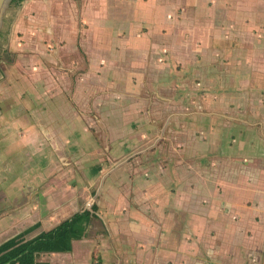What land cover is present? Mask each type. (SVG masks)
Masks as SVG:
<instances>
[{"label":"crops","instance_id":"0c3cea01","mask_svg":"<svg viewBox=\"0 0 264 264\" xmlns=\"http://www.w3.org/2000/svg\"><path fill=\"white\" fill-rule=\"evenodd\" d=\"M12 9L0 253L95 203L38 262L264 264V0Z\"/></svg>","mask_w":264,"mask_h":264},{"label":"trees","instance_id":"16d2710c","mask_svg":"<svg viewBox=\"0 0 264 264\" xmlns=\"http://www.w3.org/2000/svg\"><path fill=\"white\" fill-rule=\"evenodd\" d=\"M20 0H11L16 4ZM4 20V25H6ZM6 35L5 28L0 30V38ZM96 208L92 203L88 209L77 211L48 230H42L34 236L0 253V264H41L37 255L41 251H70L72 240L80 238Z\"/></svg>","mask_w":264,"mask_h":264},{"label":"water","instance_id":"95a60500","mask_svg":"<svg viewBox=\"0 0 264 264\" xmlns=\"http://www.w3.org/2000/svg\"><path fill=\"white\" fill-rule=\"evenodd\" d=\"M10 1L11 0H0V28L2 25L4 13L9 6Z\"/></svg>","mask_w":264,"mask_h":264},{"label":"rangeland","instance_id":"374dc122","mask_svg":"<svg viewBox=\"0 0 264 264\" xmlns=\"http://www.w3.org/2000/svg\"><path fill=\"white\" fill-rule=\"evenodd\" d=\"M13 7H15V4H10L7 10L4 13V18H10L14 15Z\"/></svg>","mask_w":264,"mask_h":264}]
</instances>
